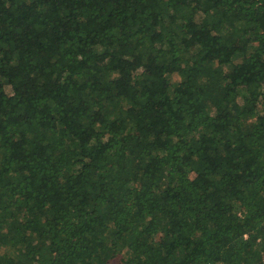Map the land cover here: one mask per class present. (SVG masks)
<instances>
[{
    "label": "trees",
    "instance_id": "16d2710c",
    "mask_svg": "<svg viewBox=\"0 0 264 264\" xmlns=\"http://www.w3.org/2000/svg\"><path fill=\"white\" fill-rule=\"evenodd\" d=\"M115 259L264 264V0H0V264Z\"/></svg>",
    "mask_w": 264,
    "mask_h": 264
},
{
    "label": "rangeland",
    "instance_id": "374dc122",
    "mask_svg": "<svg viewBox=\"0 0 264 264\" xmlns=\"http://www.w3.org/2000/svg\"><path fill=\"white\" fill-rule=\"evenodd\" d=\"M7 91H8V92L11 91L10 87H7ZM34 262H35V261H33V263H34ZM112 263H113V264H119L117 259H115Z\"/></svg>",
    "mask_w": 264,
    "mask_h": 264
}]
</instances>
